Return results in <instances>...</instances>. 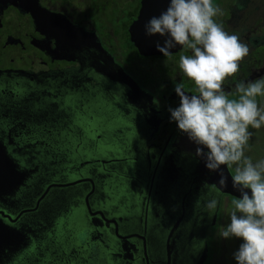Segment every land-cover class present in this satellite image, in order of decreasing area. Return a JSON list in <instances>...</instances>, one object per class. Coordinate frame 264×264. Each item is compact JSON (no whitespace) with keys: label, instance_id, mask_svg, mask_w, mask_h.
<instances>
[{"label":"flooded vegetation","instance_id":"flooded-vegetation-1","mask_svg":"<svg viewBox=\"0 0 264 264\" xmlns=\"http://www.w3.org/2000/svg\"><path fill=\"white\" fill-rule=\"evenodd\" d=\"M168 4L0 0V137L29 174L7 207L24 212L31 239L8 264H237L230 256L243 241L220 236L237 198L205 187L219 188L226 166L207 169L169 112L179 106L177 84L196 93L179 67L191 50L155 55L166 38L148 36L146 56L132 43L134 23ZM213 5L222 10L214 21L250 49L222 85L236 99L238 84L264 78V0ZM114 9L123 14L109 24ZM256 100L264 109V95ZM251 130L264 146V125ZM245 157L264 161L246 147ZM81 234L89 249L86 237L79 247Z\"/></svg>","mask_w":264,"mask_h":264},{"label":"clouds","instance_id":"clouds-1","mask_svg":"<svg viewBox=\"0 0 264 264\" xmlns=\"http://www.w3.org/2000/svg\"><path fill=\"white\" fill-rule=\"evenodd\" d=\"M217 14L222 10L213 0H169L168 7L152 16L144 29L147 36L166 38L163 46L156 43L165 57L177 46L191 50V55L180 56L179 67L193 82L196 93L186 92L183 84L175 86L180 102L169 109L171 120L197 145L196 156L205 159L207 169L217 172L222 166H235L232 182L240 197L234 201L230 223L220 236L243 241L233 254L237 264H264V161L254 164L245 157L253 135L249 127L264 125V109L256 100L264 95V78L238 84V98H229L232 94L222 85L239 71L250 49L214 21ZM219 175V188L215 184L205 187L216 192L226 187L223 171ZM217 206L215 198L207 201L210 216Z\"/></svg>","mask_w":264,"mask_h":264},{"label":"water","instance_id":"water-1","mask_svg":"<svg viewBox=\"0 0 264 264\" xmlns=\"http://www.w3.org/2000/svg\"><path fill=\"white\" fill-rule=\"evenodd\" d=\"M140 19L142 20L134 23L131 29L132 43L139 51L148 56L149 50L152 49H149L148 44L146 47L145 38L148 36L141 30V28H144V25L146 24H144V22H146V18L143 17ZM151 38H154V36L150 37L149 40ZM178 50L179 49L173 48L171 49V53H175ZM158 53L160 52H153L155 55H158ZM17 150V147H9V145L4 143L0 137V264H8L14 256H23L25 252L24 250L29 246L31 241L30 237L26 234V229L29 225L24 223L23 219H20L24 212L17 217L15 213L11 212L7 207L8 200L14 198L16 194L21 191L23 187H25L26 178L29 175L28 170L26 169L27 162H25V159L20 160V157L17 155L19 151ZM101 162L103 163L104 161ZM226 169L228 174L226 178L228 187L226 189L222 188L221 191L222 193L239 198L240 193L233 188L232 176L229 173L227 166ZM79 182L80 180L67 186L78 184ZM89 214L92 217L90 211ZM79 237V247L81 248L83 245L82 243H84L83 237H86L85 245L86 248L89 249V246L92 243L91 241H87L89 237L86 235L82 237V234ZM37 249V244L33 243V247L31 248L32 252H36Z\"/></svg>","mask_w":264,"mask_h":264},{"label":"rangeland","instance_id":"rangeland-1","mask_svg":"<svg viewBox=\"0 0 264 264\" xmlns=\"http://www.w3.org/2000/svg\"><path fill=\"white\" fill-rule=\"evenodd\" d=\"M123 12H120V11H118V13H117V15L115 14H113V10H112V18H109L110 16L107 14L106 15V17H107V19H108V22H109V24H111V22L110 21H115V19L114 18H117V16H120L121 14H122ZM112 28H114V27H112ZM250 132H252V136H251V138L249 139V142H248V144H247V146H246V148L247 149H249L250 150V152L255 156H261V157H264V146H262V145H260V144H257V143H255L254 142V135L255 134H257V130H251ZM261 157H259V158H261ZM230 258L231 259H234V255L232 254L231 256H230ZM229 264H234V262H232L231 260L229 261Z\"/></svg>","mask_w":264,"mask_h":264},{"label":"trees","instance_id":"trees-1","mask_svg":"<svg viewBox=\"0 0 264 264\" xmlns=\"http://www.w3.org/2000/svg\"><path fill=\"white\" fill-rule=\"evenodd\" d=\"M118 9H120V8H118ZM118 9H114V11H113V14L115 15H117V13H118V11H120L121 12V10H118ZM123 14V13H122ZM125 15H126V17H124V19H122L121 20V23H126V22H128L129 20H130V18H128L129 17V15L128 14H126L125 13ZM115 20H116V18H114ZM112 23L114 22V21H111ZM122 26H120L119 27V29L121 28Z\"/></svg>","mask_w":264,"mask_h":264}]
</instances>
